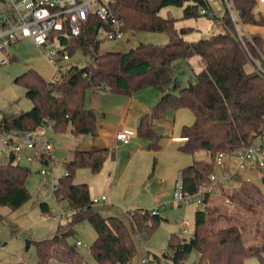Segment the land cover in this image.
Masks as SVG:
<instances>
[{
  "label": "trees",
  "instance_id": "16d2710c",
  "mask_svg": "<svg viewBox=\"0 0 264 264\" xmlns=\"http://www.w3.org/2000/svg\"><path fill=\"white\" fill-rule=\"evenodd\" d=\"M234 1L245 26H264V16L254 13V0ZM172 5L182 7L184 17H196L201 9H208L210 12L206 15L214 22L221 21L223 27L198 41H188L183 35L190 27L178 29L174 17L160 15L163 7ZM112 8L116 17L124 22L126 33L164 32L169 42H141L128 51L101 53L103 40L96 32L100 21L87 22L79 35H71L66 41L71 56L82 51L94 61L76 63L57 83L45 80L33 68L17 76L16 80L22 81L33 105L20 114L4 113L0 118V134L6 131L19 136L41 124H51L56 132L70 130L74 135L91 134L95 138L99 116L94 109L87 108V92L109 89L132 93L145 86H154L162 92V97L151 115L141 117L137 132L149 140L151 149L158 150L160 135L150 119L164 116L168 109L186 107L192 110L195 119L182 126L180 137L184 141L178 148L193 156L202 150L208 154V158H194L182 170L184 189L195 193L217 171L215 159L220 151L232 155L236 149L257 142L264 132V74L254 61L264 66L262 38L257 34L252 36L253 41L246 38V48L231 17L212 14L213 7L208 0H113ZM195 56L199 57L200 66L195 73L196 80L181 87L176 62ZM248 63L252 65L250 70L246 67ZM114 155L115 147H77L65 161L67 171L59 178L53 194L58 202L66 201L69 210L62 213L60 218L64 217L65 221L59 224L54 236L34 241L38 264H47L56 255L66 264H87L77 249L78 240H72L77 223L83 219H88L96 230L97 236L89 250L99 264H129L132 261L137 246L127 223L118 215L104 216L96 210L88 183L74 182L77 169L88 167L98 172L106 159ZM13 158V154L9 155L8 161L0 164V205L14 210L26 203L31 193L26 185L30 168L14 163ZM242 178L237 179L241 184L230 196L246 213L264 216V191L253 181ZM209 195L205 196L203 207L196 210L192 236L186 238L171 233L165 256L171 258L173 264H183L189 254L198 250V264H247L252 257L264 264V221L255 222V237L260 241L246 244L243 226L227 225L232 220L244 219L208 205ZM40 208L51 215L48 202H41ZM131 216L136 230L145 238L164 220L159 213L153 214L151 209L144 208L133 210ZM3 218L0 212V221ZM220 219L228 222L222 224Z\"/></svg>",
  "mask_w": 264,
  "mask_h": 264
},
{
  "label": "rangeland",
  "instance_id": "374dc122",
  "mask_svg": "<svg viewBox=\"0 0 264 264\" xmlns=\"http://www.w3.org/2000/svg\"><path fill=\"white\" fill-rule=\"evenodd\" d=\"M213 8L218 11L223 10L224 4L217 0L213 3ZM254 13L261 14L256 9ZM160 15L174 17L178 29L190 27L191 29L183 35L188 41H198L202 37L219 32L223 27L221 21L214 22L206 14L184 17L183 8L180 6L163 7ZM245 27L251 38L255 33L262 38L261 51L264 57V26ZM141 42L167 44L169 37L164 32L142 31L137 34L128 32L120 39L103 40L100 52H124ZM7 54L11 59L6 63H0V118L4 113L16 115L32 108L33 103L27 97L22 81L16 80L17 76L33 68L45 80L50 81L54 72L53 65L44 54V49L32 38H21L9 45ZM198 59L199 57L195 56L188 61L179 59L176 62V72L181 87L196 80L195 73L200 69ZM91 60V57L82 51L76 52L71 59L73 63L83 64ZM246 67L248 70L252 69L250 63ZM161 97L162 92L154 86H145L132 93L113 92L109 89L87 92L85 104L87 108L94 109L99 116L98 135L95 138L91 134L74 135L70 130L56 132L51 124L45 125V137L51 139L53 145L51 155L54 159L50 164L36 160L24 161L23 165L30 168L26 185L31 198L14 210L9 206L0 205V212L4 215L3 220L0 221V264H38L34 241L54 236L59 224L65 221L64 217L60 218L62 213L69 210L67 202H58L53 194L59 178L67 171L64 163L71 158L75 148L89 149L94 145L115 147V155L109 156L98 172H93L88 167L77 169L74 182L88 183L96 210L104 216L118 215L127 223L137 246V253L129 264H142L143 257L159 261V264H173L171 258L165 256L168 250V238L173 232L190 238L194 232L195 213L200 207L194 201L181 205H163V203L173 198L176 180L183 168L190 165L194 158H208V154L202 150L193 156L178 148L181 142L173 141L174 137L180 136L182 126L193 123L195 119L192 110L186 107L168 109L164 116L150 119L154 130L160 135L158 150L151 149L149 140L138 134L137 128L141 116L151 115ZM123 127L132 129L135 134L130 143L116 144L113 133ZM257 142L264 144V132ZM2 147L0 134V149ZM6 160V155H0V164ZM236 162V158H233L232 169ZM42 169L52 171L54 188L50 187L52 175L42 174ZM246 177H251V181L264 191V179L260 173L247 172L242 179ZM228 183L230 185L222 190L219 189L218 193L209 199L208 205L217 206L220 211L232 217L239 216L240 219H244V221L232 220L227 225L241 224L246 244L259 242L260 240L255 237L257 226L255 222L264 221L263 214L246 213L245 209L230 196L239 188L241 181ZM102 196H105V199L100 201ZM41 202H48L52 208L51 215L42 212ZM139 208L156 210L164 218L148 238L139 234L130 214L131 211ZM220 220L222 224L228 222L225 219ZM185 227L187 232H184ZM96 236V230L88 219L77 223L76 235L72 240H80L83 243L77 245V249L87 264H99L89 250ZM199 257L198 250H194L183 264H198ZM259 263L257 257L247 260V264ZM47 264L66 263L56 255Z\"/></svg>",
  "mask_w": 264,
  "mask_h": 264
},
{
  "label": "built area",
  "instance_id": "2783aa9c",
  "mask_svg": "<svg viewBox=\"0 0 264 264\" xmlns=\"http://www.w3.org/2000/svg\"><path fill=\"white\" fill-rule=\"evenodd\" d=\"M213 7L217 0H208ZM224 4L223 10H215L212 14L219 17L230 16L233 20L238 37L247 48L246 38L253 41L248 35L245 25L241 22L240 14L234 0H219ZM255 9L264 15V0H254ZM113 0H0V63H6L11 58L7 54V47L19 41L21 38H32L34 42L44 49V54L53 65L54 72L51 83L62 81L63 75L73 65L72 56L68 52L69 36L80 34L82 27L94 19L100 21L96 25L98 38L102 40H116L126 35L125 24L116 17L113 8ZM210 12L201 9V14ZM255 63L264 74V66L258 60ZM135 132L124 128L116 134L117 144H127L131 141ZM46 126L41 124L33 130L25 131L19 136L3 131L0 155H12L14 163L23 164L24 161H44L50 164L54 159L51 155L53 145L51 139L45 137ZM230 157L236 158L235 167L220 176L216 171L210 176V181L205 183L200 190L190 193L184 189L182 172L176 180L173 198L163 205L184 204L194 201L198 207L204 203L207 194L216 193L220 189L222 181L236 182L243 177L246 171L257 169L264 172V146L254 142L249 146L238 148L232 155L220 151L215 159L218 168L225 170ZM44 175H52L50 187L54 188V176L50 169H42ZM57 186L54 188L56 189ZM54 191V190H53ZM102 196L100 201H103ZM95 202V200H94ZM153 214L158 213L151 210ZM133 214V211L130 213ZM187 232V228H184ZM83 243L78 240V245ZM142 264H158V261L148 257L142 258Z\"/></svg>",
  "mask_w": 264,
  "mask_h": 264
},
{
  "label": "crops",
  "instance_id": "0c3cea01",
  "mask_svg": "<svg viewBox=\"0 0 264 264\" xmlns=\"http://www.w3.org/2000/svg\"><path fill=\"white\" fill-rule=\"evenodd\" d=\"M247 29V28H246ZM256 34V33H255ZM259 35V34H258ZM143 116V115H142ZM141 116V117H142ZM141 119V118H140ZM126 128V127H125ZM120 129H124V127L123 128H119V129H117L116 130V132H114L113 133V136H114V142L117 144V140H116V134H117V132H118V130H120ZM173 141H177V142H183L184 141V139L183 138H181L180 136H177V137H174L173 138ZM131 142V141H130ZM129 142V143H130ZM7 156V155H6ZM232 160H233V157H230L229 159H228V162H227V164H226V167H225V170L223 171V169H221V168H218L217 169V173H219V175L220 176H223L224 175V173L225 172H229L232 168H231V162H232ZM8 161V156H7V160L5 161V162H7ZM251 171H255V172H257V173H260L261 174V177H263V175H264V172L263 171H260V170H257V169H252V170H248V171H246V173L247 172H251ZM246 173L244 174V175H246ZM244 177V176H243ZM246 179H248V180H251V177H246ZM220 190H222L223 188H225L227 185H230V183H228L227 181H222L221 183H220ZM218 192H216V193H213V194H210L209 195V197H208V200L213 196V195H215V194H217ZM80 241V240H79Z\"/></svg>",
  "mask_w": 264,
  "mask_h": 264
}]
</instances>
